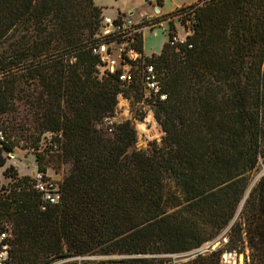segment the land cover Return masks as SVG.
I'll return each mask as SVG.
<instances>
[{"label": "trees", "instance_id": "obj_1", "mask_svg": "<svg viewBox=\"0 0 264 264\" xmlns=\"http://www.w3.org/2000/svg\"><path fill=\"white\" fill-rule=\"evenodd\" d=\"M189 6H198L191 47L170 45V32L159 54L145 57L167 97H147L163 136L142 151L130 121L109 123L118 96L146 94L136 75L127 84L119 69L100 73L92 48L101 8L0 0V114L30 81L36 129L70 165L56 204L42 202L28 176L2 188L0 232L9 231L12 264L94 255L121 258L79 264H224L225 252L264 264V173L251 186L264 166V0ZM134 47L144 55L141 35ZM221 235L216 249L198 251Z\"/></svg>", "mask_w": 264, "mask_h": 264}, {"label": "rangeland", "instance_id": "obj_2", "mask_svg": "<svg viewBox=\"0 0 264 264\" xmlns=\"http://www.w3.org/2000/svg\"><path fill=\"white\" fill-rule=\"evenodd\" d=\"M93 2L95 6L102 7L104 17L114 18L118 11H121L134 22H139L140 19L149 16L151 12L155 11L153 4H156L153 0L152 5L147 0H93ZM132 10L135 11V14L131 17ZM127 16L123 17L127 18ZM166 41L167 33L162 32L160 28L155 29V31L146 28L143 32L144 56L149 58L153 54H159ZM5 47L6 44L0 46V51ZM29 82L24 79V83L18 86L13 100V109L3 115L2 125L9 141L12 143V153L15 155L13 159L5 163L6 166L12 167L11 171L5 174V179L11 178L12 182L14 178L31 177L38 170L36 157L39 155L43 158V163L46 166L45 175L54 182L60 183L67 175L70 165L63 163L57 152H51L47 149L48 143L53 141L52 136L47 133L40 134L36 129L35 109L32 107L31 100L27 97L28 93L35 95V92H32L34 86L33 84L29 85ZM126 120L131 122L136 131L135 150L149 151L154 143H160L163 133L155 122L152 105L147 99V94L143 95L140 101H136L133 97L126 99L123 96H118L115 114L113 118L109 119V123ZM263 173L264 166L261 165L260 170L253 175L251 186ZM226 237L221 235L216 240L204 244L198 251L209 252L215 242L220 245V241L225 242L227 240ZM118 258H121V256L94 255L62 259L52 264H79L83 261L96 262ZM222 261L224 264H244L245 254L236 255L230 262H225L224 259Z\"/></svg>", "mask_w": 264, "mask_h": 264}, {"label": "built area", "instance_id": "obj_3", "mask_svg": "<svg viewBox=\"0 0 264 264\" xmlns=\"http://www.w3.org/2000/svg\"><path fill=\"white\" fill-rule=\"evenodd\" d=\"M198 6H184L165 15L159 14L158 9H156L154 15L147 16L139 22H134L128 17L121 16L118 19V16L114 18L103 16V29L92 48V53L100 61L98 66L100 73L115 74L119 69V80L127 84L131 83L136 75L149 99L153 101L166 100L167 96L162 91L154 64L148 62L145 56L135 49V39L139 35L143 38V32L146 28H150L151 31L160 28L162 32L167 33V40L168 34L171 32L170 45L186 44L190 48L189 38L193 33L192 25ZM3 115L0 114V159L8 163L15 155L3 148L4 146H12L2 125ZM48 148L51 152H57L58 150L57 144L53 141L48 143ZM5 163L0 166V193L3 191L2 188L6 187L10 181V179H5L6 169L9 168ZM30 178L33 188L39 193L42 202L49 205L58 203L60 198L58 183L38 170ZM9 238V231L3 230L0 232V264H12L8 258ZM235 256L234 252H225L223 259L225 262H230Z\"/></svg>", "mask_w": 264, "mask_h": 264}, {"label": "crops", "instance_id": "obj_4", "mask_svg": "<svg viewBox=\"0 0 264 264\" xmlns=\"http://www.w3.org/2000/svg\"><path fill=\"white\" fill-rule=\"evenodd\" d=\"M147 1L149 2L150 5H152V3L154 1L156 3V4H153L155 11L151 12V14L149 16L154 15V13L156 12V9H158L159 14L165 15V14L172 13L181 7L189 6V5H192V4H195L198 2V0H162L161 3H157L156 0H153V2H152V0H147ZM96 6L102 9V7H100L98 5H96ZM134 12H135L134 10L131 11V13H130L131 17H132V15L135 14ZM118 14H120L122 16H127L125 13H122L121 11H118L117 15ZM145 17H147V16H145ZM129 19L131 20V18H129ZM140 20H142V19H140ZM143 54L145 55L144 46H143Z\"/></svg>", "mask_w": 264, "mask_h": 264}, {"label": "water", "instance_id": "obj_5", "mask_svg": "<svg viewBox=\"0 0 264 264\" xmlns=\"http://www.w3.org/2000/svg\"><path fill=\"white\" fill-rule=\"evenodd\" d=\"M226 238H228V236H227ZM225 241H226V240H225ZM218 246H219L218 242H215V243L213 244V248H212V250L216 249ZM191 253H194V252H191ZM191 253H190V254H191Z\"/></svg>", "mask_w": 264, "mask_h": 264}]
</instances>
